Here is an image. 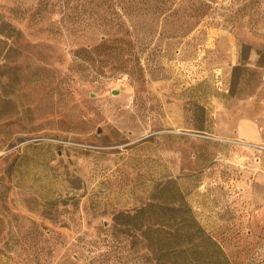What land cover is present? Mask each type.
I'll list each match as a JSON object with an SVG mask.
<instances>
[{
	"label": "rangeland",
	"instance_id": "rangeland-1",
	"mask_svg": "<svg viewBox=\"0 0 264 264\" xmlns=\"http://www.w3.org/2000/svg\"><path fill=\"white\" fill-rule=\"evenodd\" d=\"M262 158L264 0H0V264H264Z\"/></svg>",
	"mask_w": 264,
	"mask_h": 264
},
{
	"label": "crops",
	"instance_id": "crops-1",
	"mask_svg": "<svg viewBox=\"0 0 264 264\" xmlns=\"http://www.w3.org/2000/svg\"><path fill=\"white\" fill-rule=\"evenodd\" d=\"M237 134L241 138L256 140L259 137V128L255 121L250 119H241L238 123ZM261 165L264 168V158L261 159ZM261 184L264 186V177H259Z\"/></svg>",
	"mask_w": 264,
	"mask_h": 264
}]
</instances>
